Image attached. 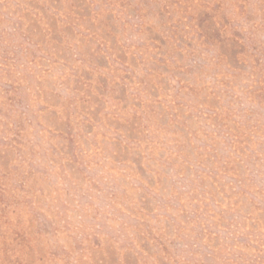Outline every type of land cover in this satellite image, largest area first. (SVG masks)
<instances>
[{"label": "rangeland", "instance_id": "rangeland-1", "mask_svg": "<svg viewBox=\"0 0 264 264\" xmlns=\"http://www.w3.org/2000/svg\"><path fill=\"white\" fill-rule=\"evenodd\" d=\"M170 21L0 0V264H264L263 33Z\"/></svg>", "mask_w": 264, "mask_h": 264}, {"label": "trees", "instance_id": "trees-1", "mask_svg": "<svg viewBox=\"0 0 264 264\" xmlns=\"http://www.w3.org/2000/svg\"><path fill=\"white\" fill-rule=\"evenodd\" d=\"M161 1L164 12L168 14L170 22L174 23L171 24L173 31H177V28L190 30L203 43L220 45L224 42H240L242 45H249L248 39L261 37L260 33H263L264 40V0H159ZM140 11L137 9V14L130 15L139 18ZM254 29L256 32H253ZM251 46L252 53L260 52L257 43L252 42ZM260 61L264 62L263 52L260 54Z\"/></svg>", "mask_w": 264, "mask_h": 264}]
</instances>
